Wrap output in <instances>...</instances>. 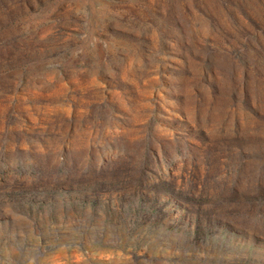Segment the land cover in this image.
Returning a JSON list of instances; mask_svg holds the SVG:
<instances>
[{"label": "rangeland", "instance_id": "obj_1", "mask_svg": "<svg viewBox=\"0 0 264 264\" xmlns=\"http://www.w3.org/2000/svg\"><path fill=\"white\" fill-rule=\"evenodd\" d=\"M0 264H264V0H0Z\"/></svg>", "mask_w": 264, "mask_h": 264}]
</instances>
